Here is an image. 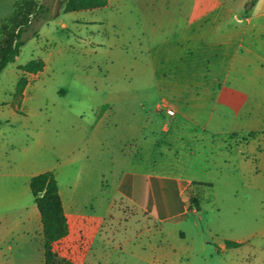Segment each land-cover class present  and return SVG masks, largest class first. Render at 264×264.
I'll return each mask as SVG.
<instances>
[{
    "label": "rangeland",
    "instance_id": "1",
    "mask_svg": "<svg viewBox=\"0 0 264 264\" xmlns=\"http://www.w3.org/2000/svg\"><path fill=\"white\" fill-rule=\"evenodd\" d=\"M21 1L0 0V39L2 25ZM31 1L44 5L46 12L32 19L21 35L19 54L0 73V172L12 176L4 183L24 205H31L32 195L22 175L50 170L61 188L68 189L77 180L79 186L89 184L100 161L109 167L116 149L122 148L118 132L131 119L127 111L114 110L102 120L100 141L87 151L104 94L124 84L144 88V80L154 77L144 23L128 0L77 12H65L62 0ZM37 58L45 65L36 76L20 68ZM21 79L28 82L25 101L16 90ZM140 108L154 112L150 102ZM178 153L179 161L187 159L184 151ZM198 154L192 166L211 177L212 185L204 187L196 215L160 232L148 211L115 201L98 231L87 230V219L80 234L71 223L72 234L56 246L60 254L74 264H264V192L225 185L228 168L223 161L211 153ZM142 155L147 158L148 153ZM245 235L249 239L242 245L225 246L228 239ZM0 264H43L42 251L36 242L26 255L0 251Z\"/></svg>",
    "mask_w": 264,
    "mask_h": 264
},
{
    "label": "crops",
    "instance_id": "2",
    "mask_svg": "<svg viewBox=\"0 0 264 264\" xmlns=\"http://www.w3.org/2000/svg\"><path fill=\"white\" fill-rule=\"evenodd\" d=\"M128 2L144 23L154 77L144 80V88L124 84L104 94L87 151L100 141L102 120L114 110L127 111L131 119L118 132L122 148L116 149L109 167L103 168L100 161L89 184L79 186L77 180L68 189L61 188L55 175L69 227L66 237L72 234L71 223H76L77 233L84 231L86 219L87 230L98 231L115 201L148 211L160 232L189 220L202 208L198 199L204 187L212 185L211 177L192 166L197 153L223 161L228 168L225 185L264 192V0H256L249 12L244 10L247 0ZM115 3L121 5L122 0L85 10ZM27 85L22 101L27 100ZM142 102L152 103L154 112L142 111ZM166 108L174 114H167ZM125 144L131 145L130 151ZM3 146L0 136V155ZM178 151L186 153L185 161H179ZM148 165L155 166L154 171ZM34 175H22L28 187ZM11 177L0 172V251L26 255L36 242L44 264L39 211L33 196L31 205L10 196L4 182ZM178 235L184 236V231L178 230ZM248 239L245 235L227 241L242 245Z\"/></svg>",
    "mask_w": 264,
    "mask_h": 264
},
{
    "label": "trees",
    "instance_id": "3",
    "mask_svg": "<svg viewBox=\"0 0 264 264\" xmlns=\"http://www.w3.org/2000/svg\"><path fill=\"white\" fill-rule=\"evenodd\" d=\"M107 0H62L65 12H74L85 9L99 8L106 4ZM256 0H247L244 6L245 12H249ZM44 5L37 7L31 0H23L15 5L12 15L8 18V24L2 25V38L0 39V73L7 64L13 62L23 45L22 33L36 19L40 13H45ZM42 59H31L20 68L29 73H36L43 69ZM21 83V84H20ZM25 81L21 79L17 83V92L21 94ZM29 189L34 198V203L39 211L43 236H44V264H74L73 261L60 254L57 244L69 233L66 215L63 210L58 184L52 171H43L34 175L29 181ZM190 203L197 206L194 197L189 196ZM240 243L226 241V247H237Z\"/></svg>",
    "mask_w": 264,
    "mask_h": 264
},
{
    "label": "built area",
    "instance_id": "4",
    "mask_svg": "<svg viewBox=\"0 0 264 264\" xmlns=\"http://www.w3.org/2000/svg\"><path fill=\"white\" fill-rule=\"evenodd\" d=\"M165 111H166V113L169 114V115L174 114V111H173L171 108H166Z\"/></svg>",
    "mask_w": 264,
    "mask_h": 264
}]
</instances>
